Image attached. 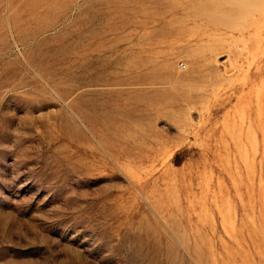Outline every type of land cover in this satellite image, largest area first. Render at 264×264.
Returning <instances> with one entry per match:
<instances>
[{"label": "rangeland", "instance_id": "obj_1", "mask_svg": "<svg viewBox=\"0 0 264 264\" xmlns=\"http://www.w3.org/2000/svg\"><path fill=\"white\" fill-rule=\"evenodd\" d=\"M0 264H264V0H0Z\"/></svg>", "mask_w": 264, "mask_h": 264}]
</instances>
